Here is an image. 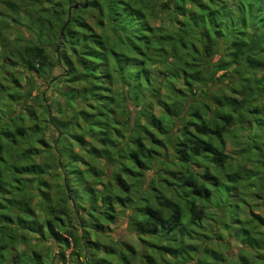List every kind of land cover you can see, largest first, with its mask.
<instances>
[{
	"label": "trees",
	"instance_id": "16d2710c",
	"mask_svg": "<svg viewBox=\"0 0 264 264\" xmlns=\"http://www.w3.org/2000/svg\"><path fill=\"white\" fill-rule=\"evenodd\" d=\"M0 24V264H264V0H0ZM48 47L53 145L22 106ZM119 215L139 252L89 239Z\"/></svg>",
	"mask_w": 264,
	"mask_h": 264
},
{
	"label": "rangeland",
	"instance_id": "374dc122",
	"mask_svg": "<svg viewBox=\"0 0 264 264\" xmlns=\"http://www.w3.org/2000/svg\"><path fill=\"white\" fill-rule=\"evenodd\" d=\"M2 26V24H0V27ZM6 29L3 30V33H5ZM23 34L27 36V38L31 39V36L23 30ZM48 51V56H49V65L48 66H42L40 67L38 72H32L33 73V80L34 82L37 84L38 89L40 92L43 93L44 99L41 98H36L35 96H33L31 94L30 99H27V101L22 103V106L27 107V109H35V111L38 112V114H42L43 117H45L46 119L44 121L40 122V126H41V131L43 132V136H44V140H46V142H48V144H57V141L55 139V141H53V143L50 141L51 138L56 137L55 132L53 131V129L50 127L49 124V115H53L55 116L57 113L56 109H49L50 107H53L52 104H54V107H56L58 104L60 106H62L61 104H63V100L65 97V92L68 89L66 87L65 84H63L62 81V75H63V68H62V64L60 61H58V63H56V59H55V55L52 52V47H48L47 48ZM7 71H4V73H6ZM20 70L17 69V67H13L11 68L10 74L11 76H17V81L19 82V88L17 89L16 92H18V90L23 89L25 90L26 87L28 86L26 78L27 76H31L29 75L30 73H23L25 74L24 78H22V76H20ZM19 74V75H17ZM156 74V72L153 70L151 71L150 77H154V75ZM162 89H160V93H162ZM17 96V95H16ZM19 98L20 97H16ZM186 99V97H185ZM38 105V106H37ZM45 106V107H44ZM131 109H133V106L130 107ZM130 109V110H131ZM63 110V108H62ZM59 116V115H58ZM144 118V116H140V121H142ZM133 124V123H131ZM238 133V132H236ZM70 134H77V129H73L71 130ZM68 138L70 139V136H68ZM75 141H72V147L76 148V146L74 145ZM145 144H147V142H145ZM229 149V145L226 142V147L225 150ZM170 155V152L166 149H164L163 151V158L164 159H168ZM110 169L111 167H101V171L103 173H106L109 175L110 173ZM153 169L150 168L147 171V175L146 177H144V179H142L141 181V188H145L147 181L149 180L150 176L152 175ZM107 179V178H105ZM104 179V175H103V181ZM99 187V186H98ZM237 191L233 190L231 191L229 194V196L232 198V201L235 199L234 197L236 196ZM34 202H36V199H33ZM248 201V199H247ZM254 205L251 206L254 210H256L257 212H259L260 214L264 213V207H255L254 206L256 204H259V200L254 201ZM209 212L213 211L211 208L210 210H208ZM224 219H225V215H223ZM220 218V217H219ZM211 224V222H210ZM212 226V224H211ZM206 231V230H205ZM205 236H199L198 237V241L201 242V245H203L204 247H207V245H210V247L213 248H218L221 251H224L221 247L217 246V242L210 239V237L208 236L210 233L207 231L206 233H204ZM227 235V234H226ZM89 239L90 240H98V242L100 244H112L114 242H125L128 244H131L134 249L136 250V252L140 251V241L137 238V236L128 229V226L126 224L125 219L122 216H118L113 222L109 223L108 225H106L105 228V233L100 234V233H94V232H90L89 233ZM227 240H229L227 238ZM237 249V244L234 241H230V248L228 250H225V254L230 255L232 254L235 250ZM67 252V251H66ZM98 254L100 255L101 252H98ZM110 261L111 264H119L118 261L115 260V258L111 257L110 255L106 256ZM49 259L45 260V264H48ZM138 260H136L134 262V264H137ZM50 264H54V260L51 261ZM71 264H73V262H71ZM142 264V263H140Z\"/></svg>",
	"mask_w": 264,
	"mask_h": 264
}]
</instances>
